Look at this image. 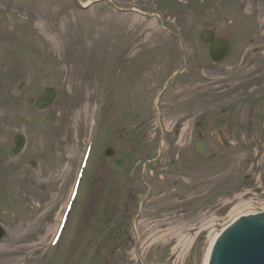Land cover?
Instances as JSON below:
<instances>
[{"label":"rangeland","instance_id":"obj_1","mask_svg":"<svg viewBox=\"0 0 264 264\" xmlns=\"http://www.w3.org/2000/svg\"><path fill=\"white\" fill-rule=\"evenodd\" d=\"M134 1L142 5L144 10L122 11L109 0H98L89 6L81 0H0V70L3 76L11 79L8 95L15 99V105L10 110L4 105L9 101H0V125H24V120L31 116L34 125H43V118L50 117L48 125L51 126L46 138L54 141L58 135L57 141L61 140L65 144L67 154L73 157L74 167H77L97 110L101 86L99 71L105 64L106 67L112 64L119 67V60L120 67L124 68L125 63L126 68L131 67V58L151 51V44L154 42H180L178 36L165 31V26L179 28L174 31L181 35L184 41L195 43L194 48L199 50L202 45H196V42L199 43L196 32L201 24L213 22L220 36L229 37L237 45L235 57L214 74L223 76V72L224 76L230 77H261V71L264 70V0ZM10 13L22 15L27 21L24 24L18 23L16 17H9ZM178 47L183 50L181 46ZM172 56L155 55L163 58ZM199 63L203 69H198L196 65L194 69L200 77L212 75V72L205 68L209 66L208 57L203 55ZM38 83L40 93L46 87L53 86L58 89L59 94L49 111L31 114L22 109V106H25L24 100L28 92L34 85L38 86ZM4 87L6 88V80ZM197 92L196 89L193 91L190 99L186 101L188 104L191 99L196 98ZM248 93L253 91L249 90ZM112 106L105 116V142L102 138L99 143L85 179V186L83 185L85 188L83 187L80 194L81 199H78L55 256L48 258L46 249L61 208L68 197L74 167L69 173H73L71 177L69 174L64 175L62 171L59 173L61 195L58 201V193H45L42 196L44 207L41 211L40 226L36 224L8 227L10 234L0 240V264H72L76 262V256L83 248L89 251L92 261L90 264L100 263L98 253H94L98 245V236L95 235L103 234L107 224L102 211L96 205L91 206L90 201L93 192H100V187L108 184V181L111 182L115 176L114 163L107 160L106 166H102L99 156L102 142L106 145V141L113 136L115 125L118 123L117 116L121 114L118 109L113 111ZM241 109L247 114L248 110L255 111L254 120L259 123L230 125L232 146L227 151L230 162L217 169L218 178L228 175L230 183L227 190L222 191L221 182L218 181L215 188L218 189L217 206L211 211L202 209V230L209 226V221L213 218L217 224L215 232L218 233L229 223V212L239 207L243 212L250 209L257 211L264 205V108H261L260 104H248ZM260 110L263 111L262 115L256 114ZM150 115L151 113L146 117ZM150 126L139 125L133 135L137 143L133 147L134 154L143 155L144 149L151 152L153 157L158 154V140L150 142L154 133V130L149 131ZM153 126L155 128L156 125ZM174 126L165 125L168 131ZM194 126L183 125L182 140L176 139L175 144L166 142L163 156H174V150L181 154L195 153V140L190 142ZM169 135L171 136V133ZM182 176L184 175L181 173L175 174L171 181L179 184L183 182L186 185ZM169 182L166 180L163 184ZM157 185L160 186L159 183ZM229 200H233L232 204H227ZM152 210L156 213L161 211ZM145 212L154 214L151 209ZM173 215L174 213H170V216ZM157 218L160 219V216L149 218L145 215L141 220L140 230L144 233V240L140 243V262L134 257L135 253L131 252L130 245L127 247L130 251L126 253L127 259L123 264H141V261L144 264L204 263L212 233L207 236L208 231L203 230L200 236H197L194 232L198 229L191 230V235L186 237L194 239L192 245L187 248H174L172 258L163 261L161 255L164 247L171 245L173 248L177 242L165 239V232L150 230L152 223L149 222H155ZM192 226L193 224L187 226L184 234ZM84 238L90 239L86 246L87 240ZM118 243H107V256L111 250L125 249L119 248ZM121 256L119 253V257ZM177 257L179 263H175Z\"/></svg>","mask_w":264,"mask_h":264},{"label":"flooded vegetation","instance_id":"obj_2","mask_svg":"<svg viewBox=\"0 0 264 264\" xmlns=\"http://www.w3.org/2000/svg\"><path fill=\"white\" fill-rule=\"evenodd\" d=\"M151 45L153 46L151 51L143 52L142 56L131 60V67L128 70L123 67L119 70L120 77L127 72L130 75L125 77L122 85L120 83L116 98L121 114H118L114 135L107 140V145L103 146L100 156L101 165L106 166L105 149L113 147L111 158L115 176L111 182L108 181V184L100 187V192H93L90 201L91 206L96 205L102 211L103 219L107 224V232L98 236L99 241L119 242L118 247L125 248L120 250L122 253H129L127 247L131 242L143 239L144 233H136L133 227L134 224L138 226L145 215L149 218L160 216V219L154 220L155 222H149L152 223L150 230L165 234L171 229L169 225L176 223L181 216L189 221L200 217L201 195L208 194L210 184L218 176V164L222 168L230 162L223 150L219 154L213 153L210 158H204V155L177 154L165 158L160 155L153 159L148 157L150 155H146L145 160H139L138 155L133 153V147L137 144L133 135L139 125H191V121L194 120L193 125H207L208 135L201 131H198L197 135L209 147L214 144L212 142L215 139L213 132L210 131V125L245 124L240 121L242 118L239 114L235 117L233 111L227 110L226 116H218L217 96L212 95V88L225 86L226 89L228 82L221 80L225 76L217 75L211 76L210 81L206 79L198 81L195 69L192 67L197 62L198 52L190 47H194L195 43L154 42ZM176 45L184 46L185 50L180 51L175 47ZM168 54L173 56L155 57V55ZM181 63L183 66L180 69ZM33 87H37L36 93L39 94L40 88L37 85ZM195 89L205 93L194 108L185 113L183 98L189 99ZM5 99L9 101L4 103L7 108L15 105V99L9 95H0V101ZM29 105V111H38L34 104L29 103ZM150 113L151 115L146 117ZM184 114H187L188 121L178 119ZM18 126L0 125V223L4 225L5 223L32 224L39 220L43 206L41 192L51 189L58 193L61 182H58L60 178L56 179L55 176L59 170L64 174L68 173L73 163L65 156L66 146L61 140L57 141V137L54 141L46 138L51 125H24L25 130L21 131L28 137L24 139L23 148L17 151L15 134L6 133L4 129H17ZM150 167L153 169L149 170ZM206 167L210 169L209 177L205 175L204 181L201 178L197 180L201 170ZM178 173L189 177L186 180L185 176H182L188 185L171 181V178ZM49 176L57 183L41 185V177L47 179ZM166 180L170 181L169 184H163ZM200 181L201 190L197 183ZM171 182L175 185H170ZM136 209L140 211L134 216ZM148 209L154 214L146 213ZM152 209H161V211H158V214ZM181 210L185 211L179 213L178 211ZM170 213L174 215L170 216ZM176 216L177 219L174 218ZM113 228L114 233H109L108 231ZM83 253L82 259L78 260L80 264H86L89 260V252L83 251Z\"/></svg>","mask_w":264,"mask_h":264},{"label":"water","instance_id":"obj_3","mask_svg":"<svg viewBox=\"0 0 264 264\" xmlns=\"http://www.w3.org/2000/svg\"><path fill=\"white\" fill-rule=\"evenodd\" d=\"M208 35L207 33L202 35L204 43L213 41ZM211 48L210 56L218 61L227 58L231 52V46L227 41H213ZM55 96L56 91L48 89L39 99L38 107L46 109ZM254 212L256 211L248 214ZM234 221L232 220V223ZM2 235L3 233H0V237ZM211 264H264V214L243 217L229 228L216 243Z\"/></svg>","mask_w":264,"mask_h":264},{"label":"bare ground","instance_id":"obj_4","mask_svg":"<svg viewBox=\"0 0 264 264\" xmlns=\"http://www.w3.org/2000/svg\"><path fill=\"white\" fill-rule=\"evenodd\" d=\"M89 4L90 3H93V0H89L88 2ZM97 148V146H96ZM94 153H95V150H94ZM241 207H239L237 210L233 211V212H230V214L228 215V218H230V221H229V225L232 224V220H235L237 219L241 214H248L252 211H256V209H250V210H245L247 212H243V210H240ZM241 211V212H240ZM216 223L214 222V220H212L209 224V226L206 228H203V230H207L208 231V234L207 236H211V233H212V236H211V242H210V245L208 247V250L206 252V255H205V259H204V263L203 264H209V259H210V255H211V252H212V248H213V245L215 243V240L219 237L220 235V232H215V228H216ZM228 225V224H227ZM228 227V226H226ZM201 230V231H203ZM56 231V228L54 229L53 232ZM215 232V233H214ZM194 239H190L185 236H182L179 238V240L177 241L176 245H175V248H178V247H185L187 248L191 243H193ZM61 245V242L58 246V248L60 247ZM58 250V249H57Z\"/></svg>","mask_w":264,"mask_h":264}]
</instances>
